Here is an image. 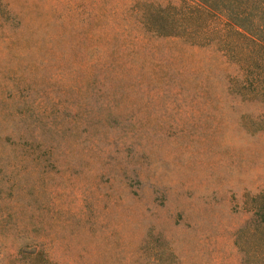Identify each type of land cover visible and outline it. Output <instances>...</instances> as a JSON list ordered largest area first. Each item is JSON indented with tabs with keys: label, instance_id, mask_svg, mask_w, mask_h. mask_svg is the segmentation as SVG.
<instances>
[{
	"label": "rangeland",
	"instance_id": "374dc122",
	"mask_svg": "<svg viewBox=\"0 0 264 264\" xmlns=\"http://www.w3.org/2000/svg\"><path fill=\"white\" fill-rule=\"evenodd\" d=\"M137 1L0 0V264L255 249L239 230L264 190V97L215 45L144 31Z\"/></svg>",
	"mask_w": 264,
	"mask_h": 264
},
{
	"label": "trees",
	"instance_id": "16d2710c",
	"mask_svg": "<svg viewBox=\"0 0 264 264\" xmlns=\"http://www.w3.org/2000/svg\"><path fill=\"white\" fill-rule=\"evenodd\" d=\"M140 27L157 37L181 38L192 45H215L233 61L244 79L241 93L264 97V0H178L157 4L137 1ZM237 92V91H236ZM254 223L239 232L256 236L255 249L239 241L240 264H264V190L251 198ZM19 264H52L40 249L16 250Z\"/></svg>",
	"mask_w": 264,
	"mask_h": 264
}]
</instances>
